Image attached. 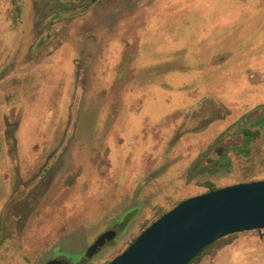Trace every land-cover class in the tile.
I'll use <instances>...</instances> for the list:
<instances>
[{
  "label": "rangeland",
  "instance_id": "rangeland-1",
  "mask_svg": "<svg viewBox=\"0 0 264 264\" xmlns=\"http://www.w3.org/2000/svg\"><path fill=\"white\" fill-rule=\"evenodd\" d=\"M251 180L264 0H0V264L110 263L205 181ZM239 239L264 230L199 264Z\"/></svg>",
  "mask_w": 264,
  "mask_h": 264
},
{
  "label": "water",
  "instance_id": "water-1",
  "mask_svg": "<svg viewBox=\"0 0 264 264\" xmlns=\"http://www.w3.org/2000/svg\"><path fill=\"white\" fill-rule=\"evenodd\" d=\"M264 230V181L240 183L186 199L145 229L109 264H188L205 247L230 235ZM100 235L85 259L115 238ZM45 264H69L53 259Z\"/></svg>",
  "mask_w": 264,
  "mask_h": 264
},
{
  "label": "trees",
  "instance_id": "trees-1",
  "mask_svg": "<svg viewBox=\"0 0 264 264\" xmlns=\"http://www.w3.org/2000/svg\"><path fill=\"white\" fill-rule=\"evenodd\" d=\"M261 119V118H259ZM246 124V122H245ZM245 124H243L240 129H238L239 133L242 135L243 137V140L244 141H249V142H255L256 140L259 139V137L261 136V128H258L257 126H245ZM252 182H256V181H249L247 183H252ZM202 186L206 189V193H209V192H212V191H216V190H219L218 188H216L212 182L210 181H205L204 183H202ZM183 202V201H182ZM180 202V203H182ZM179 203V204H180ZM177 204V206L179 205ZM167 212L157 216L152 222L154 223L156 220H158L159 218H161L164 214H166ZM150 224V225H151ZM149 225V226H150ZM149 226L145 227V229H147ZM143 230V231H144ZM142 231V232H143ZM257 232L260 231V230H256ZM140 232L138 234V236H136L135 238L132 239V241L130 242L129 245H131L137 237H139L141 235ZM235 235V234H234ZM234 235H230V236H227L225 238H222V239H219L217 241H214L213 243H211L210 245H208L207 247H205L203 250L200 251L199 254H197L195 256V258H193L188 264H199L201 262V260L203 258H205L206 256H211L212 258L216 255L217 252L223 250L226 246L229 245L230 243V239L231 237H233ZM109 264V263H107Z\"/></svg>",
  "mask_w": 264,
  "mask_h": 264
},
{
  "label": "crops",
  "instance_id": "crops-1",
  "mask_svg": "<svg viewBox=\"0 0 264 264\" xmlns=\"http://www.w3.org/2000/svg\"><path fill=\"white\" fill-rule=\"evenodd\" d=\"M250 245L251 243L244 241V239H239L236 243H234L231 247L232 263L235 257H238V255L242 252V261L237 264H264V259L260 258L264 255V246L260 243L259 249H256L257 254L252 256L251 252H253L255 248H250Z\"/></svg>",
  "mask_w": 264,
  "mask_h": 264
}]
</instances>
